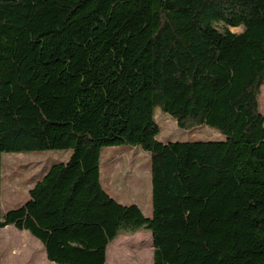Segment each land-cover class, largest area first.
<instances>
[{"label": "trees", "instance_id": "trees-1", "mask_svg": "<svg viewBox=\"0 0 264 264\" xmlns=\"http://www.w3.org/2000/svg\"><path fill=\"white\" fill-rule=\"evenodd\" d=\"M263 84L264 0H0V194L3 153L70 151L23 204L0 200V230L55 264H105L140 230L152 264H264ZM156 107L224 138L160 141ZM120 145L151 155L150 217L101 184Z\"/></svg>", "mask_w": 264, "mask_h": 264}, {"label": "rangeland", "instance_id": "rangeland-1", "mask_svg": "<svg viewBox=\"0 0 264 264\" xmlns=\"http://www.w3.org/2000/svg\"><path fill=\"white\" fill-rule=\"evenodd\" d=\"M214 25L220 31L228 28L232 32L239 33L243 30L240 26L230 27L221 22L214 23ZM258 102L259 110L264 115V84L260 88ZM154 114L160 129L157 135L160 141L192 142L224 138L214 128L205 125L190 130L181 129L177 126L175 119L159 107L155 108ZM69 155V150L3 153L1 157V214L23 204L28 199V190L33 183L51 165L66 161ZM150 158L151 155L148 152L139 147L127 145L103 147L100 156V180L104 190L121 204H137L146 217L152 214ZM24 232L13 225H6L0 230V264L48 263L46 260H39L40 256L44 257L41 242L29 232L26 231V234ZM143 233H148L151 238L148 230L119 234L107 245L105 264H151L150 249L148 255L145 253L139 255L142 258L141 261L136 256V248L143 239ZM11 235L12 238H10ZM19 235L22 237L21 241H19ZM33 242L36 243V247ZM119 243H122L120 247ZM12 248H14V253L26 248L24 254L16 256L19 259L15 263L10 262L9 257L12 256L8 255Z\"/></svg>", "mask_w": 264, "mask_h": 264}, {"label": "crops", "instance_id": "crops-1", "mask_svg": "<svg viewBox=\"0 0 264 264\" xmlns=\"http://www.w3.org/2000/svg\"><path fill=\"white\" fill-rule=\"evenodd\" d=\"M34 184V183H33ZM22 231H25L24 233L26 234V230H22ZM28 232V231H27ZM13 235V234H12ZM12 235L10 236V238H12ZM17 236V235H16ZM143 239L138 243V247L136 248V256L138 257V259H139V261H141L142 260V258L139 256V255H142V254H147L148 255V253H149V249H150V254H151V264H152V255H153V243H152V240H151V238H150V235L148 234V233H143ZM19 238H20V240L19 241H21L22 240V237L19 235ZM4 239H6V238H4ZM144 240H146V242L144 241ZM30 241H31V239H30ZM150 243V244H149ZM32 244V243H31ZM33 244H34V246L36 245V243H34L33 242ZM122 245V243H119L118 244V246L120 247ZM9 247V246H8ZM36 247V246H35ZM26 248H28V246L26 247ZM26 248H24V249H21V250H19L18 251V253H14L13 251V249L14 248H12L11 250H10V252L8 253V255H11L12 257L10 258L9 257V259H11V263L13 262V263H15L16 262V260L17 259H19V258H17L16 256L17 255H21V254H24L26 251ZM40 252L42 253V249H40ZM147 258V260H148V256L146 257ZM39 260L40 261H43V260H46L48 263L47 264H55V263H53V262H50V261H48L47 260V258H46V256H45V253H44V257H42V256H40L39 257ZM106 263V262H105Z\"/></svg>", "mask_w": 264, "mask_h": 264}, {"label": "water", "instance_id": "water-1", "mask_svg": "<svg viewBox=\"0 0 264 264\" xmlns=\"http://www.w3.org/2000/svg\"><path fill=\"white\" fill-rule=\"evenodd\" d=\"M240 27H242V28H243V26H240Z\"/></svg>", "mask_w": 264, "mask_h": 264}]
</instances>
